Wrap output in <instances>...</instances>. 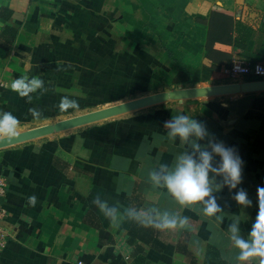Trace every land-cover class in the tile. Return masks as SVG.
<instances>
[{
	"label": "crops",
	"instance_id": "obj_1",
	"mask_svg": "<svg viewBox=\"0 0 264 264\" xmlns=\"http://www.w3.org/2000/svg\"><path fill=\"white\" fill-rule=\"evenodd\" d=\"M239 26L254 32L249 43L237 40ZM263 34L264 0H0V112L20 121L15 138H0V174L7 182L0 264H135L129 209L188 218L184 227L153 229L149 244H139L149 264H205L211 247L237 264L229 226L238 218L247 237L257 188L264 186V111L252 105L264 96V78L225 70L235 61L264 63ZM19 77L43 85L30 99L21 97L11 87ZM226 86L239 91L168 100L26 138L29 131L158 93ZM62 97L78 107L61 109ZM178 114L197 119L237 150L244 162L239 187L251 206H239L236 190L225 186L213 193L221 211L209 217L202 203L181 206L153 185V171L191 150L165 127ZM97 199L118 210L116 219Z\"/></svg>",
	"mask_w": 264,
	"mask_h": 264
},
{
	"label": "clouds",
	"instance_id": "obj_2",
	"mask_svg": "<svg viewBox=\"0 0 264 264\" xmlns=\"http://www.w3.org/2000/svg\"><path fill=\"white\" fill-rule=\"evenodd\" d=\"M42 85L43 81L38 78L19 77L13 80L11 87L19 96L30 99V94ZM59 107L77 108L78 103L62 97ZM30 111L34 116L39 115L36 109ZM19 124V119L11 112H0V138H15ZM165 127L169 137H178L182 142L190 144L191 150L179 154L171 166L163 164L159 170L153 171L150 179L154 186L165 188L181 206L190 207L202 203L203 213L209 217L221 211L213 193L225 186L229 190H236L234 200L239 206L252 205L247 191L239 187L244 162L235 148L215 140L203 123L188 115H176L165 122ZM201 141L206 143L202 144ZM29 201L34 205L36 197H29ZM95 203L107 217L116 219L118 210L115 207H109L99 199ZM257 208L255 221L247 237L241 235L238 218L229 226L230 239L238 250L237 264H264V186L257 188ZM127 215L144 227L161 230L184 227L188 220L187 217H177L167 212L153 215L133 209H129Z\"/></svg>",
	"mask_w": 264,
	"mask_h": 264
},
{
	"label": "water",
	"instance_id": "obj_3",
	"mask_svg": "<svg viewBox=\"0 0 264 264\" xmlns=\"http://www.w3.org/2000/svg\"><path fill=\"white\" fill-rule=\"evenodd\" d=\"M238 91H239L238 88L235 86H226V87L207 88V89H202L201 91L196 89H191V90L180 89L174 92L158 93L148 97L122 103L120 105L104 108L96 112L77 116L71 119H66L52 126L50 125L29 131L26 134L27 135L26 138L28 140L36 139L45 135L54 134L65 130L75 129L78 127L90 125L126 113L142 110L147 107L164 103L168 100H183V99L194 98L199 96L230 94V93H236Z\"/></svg>",
	"mask_w": 264,
	"mask_h": 264
},
{
	"label": "trees",
	"instance_id": "obj_4",
	"mask_svg": "<svg viewBox=\"0 0 264 264\" xmlns=\"http://www.w3.org/2000/svg\"><path fill=\"white\" fill-rule=\"evenodd\" d=\"M237 32L242 34L241 38L237 39L242 44L249 43L251 37L253 36L254 32L246 27L239 26L237 28ZM264 36V34L262 35ZM263 38V37H262ZM261 38V39H262ZM262 43V40L260 44ZM253 107L257 106L260 110L264 111V96L254 98L252 102ZM153 227H144L138 221H134L132 224L129 235H130V245L133 248V255H134V263L135 264H149V261L144 257V249L139 244H149V242L153 239ZM150 235L149 237H147ZM150 238V241L147 240ZM140 255V256H139ZM205 264H229L226 261L220 258L219 252L211 247L208 251V256L205 259Z\"/></svg>",
	"mask_w": 264,
	"mask_h": 264
},
{
	"label": "built area",
	"instance_id": "obj_5",
	"mask_svg": "<svg viewBox=\"0 0 264 264\" xmlns=\"http://www.w3.org/2000/svg\"><path fill=\"white\" fill-rule=\"evenodd\" d=\"M258 68L260 71L258 72ZM231 76H252L257 78H264V63L249 64L243 61H235L229 68L225 70ZM7 193L6 179L0 174V254L5 248L6 234L1 226V222L5 216L3 208V200Z\"/></svg>",
	"mask_w": 264,
	"mask_h": 264
}]
</instances>
